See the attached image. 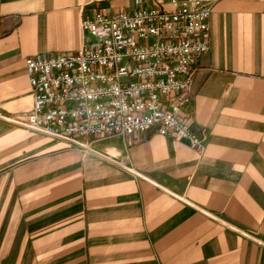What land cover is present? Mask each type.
I'll use <instances>...</instances> for the list:
<instances>
[{"label":"crops","instance_id":"0c3cea01","mask_svg":"<svg viewBox=\"0 0 264 264\" xmlns=\"http://www.w3.org/2000/svg\"><path fill=\"white\" fill-rule=\"evenodd\" d=\"M132 7L0 0V264H264V0L211 9L188 110L202 154L155 133L84 150L6 121L31 109L27 57L73 53L83 17Z\"/></svg>","mask_w":264,"mask_h":264},{"label":"built area","instance_id":"2783aa9c","mask_svg":"<svg viewBox=\"0 0 264 264\" xmlns=\"http://www.w3.org/2000/svg\"><path fill=\"white\" fill-rule=\"evenodd\" d=\"M132 1L129 12L83 17L73 53L25 59L31 109L13 124L84 150L108 136L155 133L203 153L205 130L192 129L188 110L218 0Z\"/></svg>","mask_w":264,"mask_h":264},{"label":"rangeland","instance_id":"374dc122","mask_svg":"<svg viewBox=\"0 0 264 264\" xmlns=\"http://www.w3.org/2000/svg\"><path fill=\"white\" fill-rule=\"evenodd\" d=\"M27 134H30V133H27ZM26 137H27V142H26L27 144H29L30 139H35V140L41 139L42 141H43V139H45L44 137H41V136L36 135V134H32L31 136L30 135H27ZM27 153H29L28 150H27Z\"/></svg>","mask_w":264,"mask_h":264},{"label":"water","instance_id":"95a60500","mask_svg":"<svg viewBox=\"0 0 264 264\" xmlns=\"http://www.w3.org/2000/svg\"><path fill=\"white\" fill-rule=\"evenodd\" d=\"M7 122H9V123H12L13 124V122L11 121V120H6ZM90 151V150H89Z\"/></svg>","mask_w":264,"mask_h":264}]
</instances>
